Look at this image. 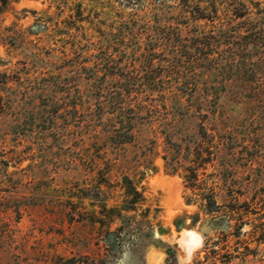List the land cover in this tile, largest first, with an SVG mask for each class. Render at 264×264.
<instances>
[{"label":"rangeland","instance_id":"obj_1","mask_svg":"<svg viewBox=\"0 0 264 264\" xmlns=\"http://www.w3.org/2000/svg\"><path fill=\"white\" fill-rule=\"evenodd\" d=\"M188 6L0 0V264H264V0Z\"/></svg>","mask_w":264,"mask_h":264},{"label":"trees","instance_id":"obj_2","mask_svg":"<svg viewBox=\"0 0 264 264\" xmlns=\"http://www.w3.org/2000/svg\"><path fill=\"white\" fill-rule=\"evenodd\" d=\"M4 2H6L7 0H3ZM192 0H182V4H186L188 6V2H190ZM189 7V6H188ZM196 11L193 14L194 17L196 19H209L210 17H212V14H217L218 11V7L216 6V2H208V5L206 6H202L200 3L196 4L195 6ZM193 11V10H192ZM193 13V12H192ZM213 20V19H212ZM215 36L211 37L212 39H214ZM209 38V36L206 37H194L193 38V42L191 45L187 46L188 50L185 51V53H180L179 54V58L176 59V57L174 56V60H182L183 57L188 58L187 60H218L216 58L217 55L222 54V52H224V49H222V41L219 42V44L221 45H216L214 44V42H216V39L214 40H209L211 39ZM232 53L234 54V56L238 55V52H236V49L233 48L232 49ZM217 54V55H216ZM220 58V57H219ZM235 60V59H233ZM192 99H197V97H194V95L190 96V100ZM200 101H207L208 98H199ZM168 103V104H167ZM203 104V102H202ZM141 105V104H140ZM165 110L168 109V106H170L171 108L174 109L173 112H169L170 114L173 113V118L171 119L172 124H174V126L178 123L179 117L181 118L180 121L185 122L187 121V119L189 118V111L190 108L188 105V100L187 98H185L184 96L180 95V94H174L171 93L168 96L165 94L163 96V100H162V104H161ZM138 107H142V106H138ZM143 108V107H142ZM133 109V108H132ZM185 111V112H182ZM180 115V116H178ZM178 116V117H177ZM175 129V128H174ZM169 133L166 132L168 138H171V141H169L170 143H175L173 139H175L176 135H180V137H183L182 134H175L176 132L174 131L171 132L170 130H168ZM184 137L185 134H183ZM183 140V138H180ZM172 159H177L175 157H173ZM176 162H174L173 165H175ZM175 167V166H173ZM188 171H190V174H186V179L187 181L190 183L191 181L194 180V176H192V171L191 168H187ZM207 200V208L209 211H217L218 210V205L217 202L215 200V196L214 195H208L206 197Z\"/></svg>","mask_w":264,"mask_h":264},{"label":"bare ground","instance_id":"obj_3","mask_svg":"<svg viewBox=\"0 0 264 264\" xmlns=\"http://www.w3.org/2000/svg\"><path fill=\"white\" fill-rule=\"evenodd\" d=\"M196 234V233H195ZM191 239H195V241H198V239H197V236L196 235H191V237H190ZM200 239V238H199Z\"/></svg>","mask_w":264,"mask_h":264}]
</instances>
